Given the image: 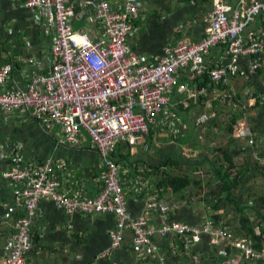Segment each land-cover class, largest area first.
<instances>
[{
	"label": "crops",
	"instance_id": "0c3cea01",
	"mask_svg": "<svg viewBox=\"0 0 264 264\" xmlns=\"http://www.w3.org/2000/svg\"><path fill=\"white\" fill-rule=\"evenodd\" d=\"M84 1L68 0L75 12L82 13L80 18L73 20V27L95 38L99 27L93 22L92 12L82 8ZM105 1L112 11L125 2ZM136 1L140 10L134 19L128 46L132 52L152 63L161 54L164 45L175 38L199 40L203 36L204 17L212 2L219 1L232 7L239 3V0ZM263 19L259 18L250 30H264ZM49 52L50 39L33 24L30 13L12 6L7 0H0V59L9 57V63L13 64L11 79L25 86L31 75L49 73L46 61ZM203 59L209 68L224 64L223 46L211 48ZM249 62L247 58L241 59L237 73L230 76L225 87L214 86L205 75L195 76L188 69L179 70L176 74L178 86L170 93L175 107L167 108L165 116H158L156 126L150 127L144 143L134 147L126 144L115 146L111 157L121 171V185L128 210L135 220L143 218L152 227L160 226L158 214L146 211V199L154 196L169 208L170 221L198 225L207 216L222 213L225 219L221 223L226 221L229 230L233 223L234 228L237 224L234 208L228 206L214 211L212 207L217 198L213 197L211 202L206 198L209 190L213 191L218 186L209 168L211 162L223 165L224 169L227 166L226 158L221 153H215L218 149L231 154L235 166L231 173L238 175L241 169L243 172L248 170L242 186L234 191V199L240 205L256 207L257 212L264 214V202L261 201L264 184L257 182L263 175L256 168V162L261 166L260 155L264 156V103L258 101L264 97V66L250 72ZM203 79L208 82L205 87H199ZM188 96H191L190 99ZM237 96L240 98L237 99ZM181 102H186L187 107H183ZM233 114L239 116L238 121L228 131ZM56 131L55 127L48 132L43 130L24 111L0 112V254L5 252V243L15 220L26 215L18 197V188L2 181V173L11 169L33 171L51 158L56 162V177L61 182V191L70 198L89 200L101 193L103 183L100 177L104 169L91 140L82 132L79 141L59 144L56 140L60 135ZM251 138H255L256 143L251 144ZM168 158L179 162L180 167L162 168L158 175L167 171L168 174L191 175L201 182V170H204L203 183L199 188L194 186L184 192L188 195L185 200L179 195H174V199L163 197L169 192L157 187L159 176L153 171ZM183 171L192 172L186 174ZM254 181L258 191L256 189L251 194L254 188L251 182ZM206 182L211 185L205 187ZM197 192L200 198H195ZM196 200H199L198 206L194 205ZM115 224L113 215H67L53 204L42 202L31 224L34 244L27 253V264H86L88 259L95 260L97 253L109 246L108 234ZM259 232L258 228L257 234ZM37 235L40 236L39 241ZM152 241L157 248L155 254L135 255L132 234L128 233L124 246L110 252L101 262L97 259L92 264H160L158 255L165 264H194L192 255L196 256V264H227L218 247L209 245L206 237L189 250L181 246L176 236L153 237Z\"/></svg>",
	"mask_w": 264,
	"mask_h": 264
},
{
	"label": "built area",
	"instance_id": "2783aa9c",
	"mask_svg": "<svg viewBox=\"0 0 264 264\" xmlns=\"http://www.w3.org/2000/svg\"><path fill=\"white\" fill-rule=\"evenodd\" d=\"M7 1L28 11L33 24L49 37L46 61L50 71L31 75L22 86L10 77L13 64H0V112L24 111L43 130L55 127L59 144H73L84 132L96 148L104 172L101 193L89 200L70 198L61 191V184L55 180L56 162L51 158L33 171L11 169L2 173V181L18 188L26 215L15 220L0 264H26V254L33 246L31 224L42 202L53 204L67 215L115 216L109 246L98 253L97 259L119 248L129 233L135 255L155 254L153 237L176 236L185 250L206 237L209 245L218 247L227 264H264V243L256 248L251 239L236 237L227 227L209 220L198 225L170 221L169 208L154 196L146 199V211L158 214L160 226L152 227L143 218L135 220L128 210L121 171L111 157L116 145L144 143L158 116H165L167 108H173L170 93L178 86L179 70L205 75L214 86L225 87L242 58L249 59L250 72L264 66V30H250L264 17V0H239L236 7L212 2L204 17L203 36L199 40L175 38L164 45L154 63L128 46L140 10L136 0H125L116 11L105 0L84 1L82 8L92 12L93 22L99 27L95 38L73 27V20L82 13L75 12L68 0ZM218 45L223 46L225 63L209 68L203 56ZM258 101L264 103V97ZM181 104L187 107L186 102ZM251 140V144L256 143L255 138ZM192 259L196 264L195 255Z\"/></svg>",
	"mask_w": 264,
	"mask_h": 264
},
{
	"label": "trees",
	"instance_id": "16d2710c",
	"mask_svg": "<svg viewBox=\"0 0 264 264\" xmlns=\"http://www.w3.org/2000/svg\"><path fill=\"white\" fill-rule=\"evenodd\" d=\"M185 1H192V0H185ZM6 62H9V57H5V58L0 59L1 64L6 63ZM207 82L208 81L206 79H203V81L200 82L199 87H205ZM238 117L239 116L237 114H233L230 117V120H229L230 125L228 126V131H231L232 124L237 123ZM30 119L32 120V118H30ZM218 150L221 153V155H223L226 158L227 166L224 169L223 165H221V164L218 165V164H215V162H211V165L209 168L213 174V180L215 183H218V186H215V188H214V190L217 192H215L214 190H213L214 192H212L210 189L206 198H209V201L213 200V197L217 198V201H215V204L212 207V209L214 211L217 209L218 210L223 209L224 207L232 206L234 208L235 215L237 217H239L240 220H239V224H235V227L230 231H232L233 234L236 236L244 237L246 239H251L253 242V245L256 248H261L263 246V243H264V226H263L264 214L257 212L256 207L248 208L247 204H241L240 205L238 203V201H236L234 199V191L242 186V184L245 180L246 173L248 174V170L246 169V172H243L241 169L240 173L238 174L239 176L237 175V173H235V174L231 173L230 172L231 169L233 167H235L233 162H232L231 154L229 152L223 150V149H218ZM261 156H263V155H260V157ZM178 167H180L179 162L173 161L172 159L168 158V160H164L162 162V165L160 166V168H158V169L156 168L153 171V172H155V174H157V176H159V182L157 184L158 189H163V190H165V192H167V191L171 192L173 195L182 196L183 193L188 191L191 187L196 186L197 188H199L201 186V182L196 181L194 179V177H191L190 175H174V174L172 175V174H168L167 171L161 172L158 175V172L162 168L178 169ZM256 168H257L258 172H260L264 176V165L261 164V166H259L256 162ZM235 175H237V176H235ZM209 185H211V184L209 182H207L205 184V187H207ZM261 201L264 202V198ZM247 211H251L252 213L249 215V214H247ZM251 215L255 218L258 217L261 220V223H259V227L261 229V232H260L261 234H259V235L257 234V231L253 226V222H252L251 217H250ZM84 216L91 217L93 215H84ZM224 217H225V215H220V216L210 215L208 218H210L212 220L213 224L221 225V226L225 227L226 225H228L227 222L224 221L223 224L221 223L223 221V219H225ZM108 237H109V234H108ZM125 237H126V234H125ZM125 237H124V240L122 242V245L119 248L124 246ZM38 238L40 239L39 235H37V240L39 241ZM35 242H36V239H35ZM33 244H34V239H33ZM36 244H37V242L35 243V245ZM212 246H214V245H212ZM119 248H117V249H119ZM131 250L133 253L134 252L133 247ZM103 258H105V257H103ZM103 258H99L98 259L99 262H101V259H103ZM96 260H97V258H95V260H94V258L88 259L86 264H92V263L96 262ZM26 264H27V258H26Z\"/></svg>",
	"mask_w": 264,
	"mask_h": 264
},
{
	"label": "rangeland",
	"instance_id": "374dc122",
	"mask_svg": "<svg viewBox=\"0 0 264 264\" xmlns=\"http://www.w3.org/2000/svg\"><path fill=\"white\" fill-rule=\"evenodd\" d=\"M252 94V93H251ZM240 97L239 96H237V99H239ZM232 102V101H231ZM172 106H173V108L175 107V105L174 104H172ZM172 108V109H173ZM226 115V114H225ZM227 116V115H226ZM57 141V140H56ZM220 145V144H219ZM218 149V148H217ZM97 151V150H96ZM219 153L220 154V152L219 151H215V153ZM263 160H264V157H260L259 158V162H260V165L262 164V165H264V162H263ZM203 171L204 170H201V175H202V178L203 179H201V183H203V180H204V175H205V173H203ZM184 173H186V174H190V172H192V171H183ZM56 173H57V170L55 169V180H57L60 184H61V182L57 179V177H56ZM173 174V173H172ZM191 176V175H190ZM200 181V180H199ZM258 184H260V185H263L264 184V176L263 177H261V179H259L258 181ZM207 183V182H206ZM205 184V183H204ZM251 184H252V187L254 186V188H253V192H251V194L252 193H255V191H256V189H257V187H256V184H255V181L254 182H251ZM61 187H62V185H61ZM212 191V190H211ZM257 191H258V189H257ZM213 192V191H212ZM170 193V194H169ZM169 193H167V194H165L163 197H167V196H170L171 198H173L174 199V195L171 193V192H169ZM200 194H199V192H197L196 193V197L195 198H197L198 196H199ZM192 196V195H191ZM246 196L249 198V196L246 194ZM188 197V195L187 194H183L182 195V198H184V200L186 199ZM192 198L194 199V197L192 196ZM199 198H200V196H199ZM208 199V198H207ZM240 199V198H239ZM246 199V198H245ZM192 202V201H191ZM197 202H199V200H196L195 202H194V205H196V206H198L197 205ZM211 202V201H210ZM47 203V202H46ZM246 203V202H245ZM252 212L251 211H247V214H251ZM222 214V213H221ZM221 214H219V216L221 215ZM210 216V215H209ZM209 216H207V218H205L204 220H209V221H211L212 222V220L210 219V218H208ZM251 217V220H252V222H253V226H254V228L256 229V231H257V229L259 228V231L261 232V229H260V227H259V223H261V220H257L255 217H253L252 215L250 216ZM235 218V222H237V224H239V217H234ZM203 220V221H204ZM226 227H228V226H226ZM233 229V223H232V227H231V230ZM259 232V234H261ZM237 237H239V236H237ZM241 238H244V237H241ZM33 247V246H32ZM31 247V248H32ZM30 250V249H29ZM28 253V252H27ZM26 258H27V254H26Z\"/></svg>",
	"mask_w": 264,
	"mask_h": 264
}]
</instances>
